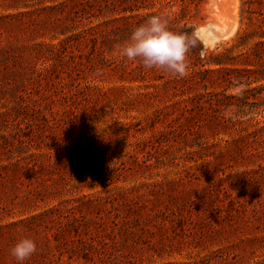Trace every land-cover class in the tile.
<instances>
[{
  "label": "rangeland",
  "instance_id": "1",
  "mask_svg": "<svg viewBox=\"0 0 264 264\" xmlns=\"http://www.w3.org/2000/svg\"><path fill=\"white\" fill-rule=\"evenodd\" d=\"M242 3L210 42V0H0V264H264V79L206 62ZM154 14L184 78L119 55Z\"/></svg>",
  "mask_w": 264,
  "mask_h": 264
},
{
  "label": "clouds",
  "instance_id": "2",
  "mask_svg": "<svg viewBox=\"0 0 264 264\" xmlns=\"http://www.w3.org/2000/svg\"><path fill=\"white\" fill-rule=\"evenodd\" d=\"M198 29L185 33L172 29L168 20L160 15H150L143 23L134 27L130 36L119 49V55L129 61H139L146 69L163 70L178 78L188 75V54L200 46ZM102 74L97 69L94 76ZM37 251L36 241L21 236L10 249V254L19 262L29 259Z\"/></svg>",
  "mask_w": 264,
  "mask_h": 264
},
{
  "label": "trees",
  "instance_id": "3",
  "mask_svg": "<svg viewBox=\"0 0 264 264\" xmlns=\"http://www.w3.org/2000/svg\"><path fill=\"white\" fill-rule=\"evenodd\" d=\"M242 1L241 26L232 47L220 53L223 56L222 59L207 60L206 62L212 63L215 61L219 64L242 66L239 68L236 67L233 70H236V72L242 75L244 78L242 82L249 87L252 83L264 79V0ZM173 19H176V16ZM183 27H187L186 23ZM251 42H253L252 46L248 50L241 52L237 56L232 55L235 48H246ZM249 99V94H245L242 97L244 104L251 105L252 102Z\"/></svg>",
  "mask_w": 264,
  "mask_h": 264
},
{
  "label": "bare ground",
  "instance_id": "4",
  "mask_svg": "<svg viewBox=\"0 0 264 264\" xmlns=\"http://www.w3.org/2000/svg\"><path fill=\"white\" fill-rule=\"evenodd\" d=\"M219 1L220 0H210V26H207L209 27L207 31L205 30L206 39L210 42L222 37L226 38L229 35L231 36L238 23L235 9L233 13L229 15H225L224 13L223 15L222 8L219 7Z\"/></svg>",
  "mask_w": 264,
  "mask_h": 264
}]
</instances>
